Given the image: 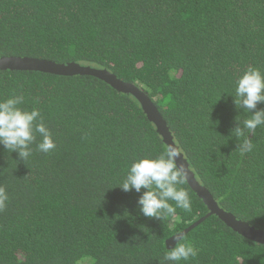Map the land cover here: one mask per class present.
I'll return each mask as SVG.
<instances>
[{
    "label": "trees",
    "instance_id": "1",
    "mask_svg": "<svg viewBox=\"0 0 264 264\" xmlns=\"http://www.w3.org/2000/svg\"><path fill=\"white\" fill-rule=\"evenodd\" d=\"M106 69L137 85L167 122L197 180L225 211L264 230V126L237 149L236 80L264 71V0H0V58ZM232 95V96H231ZM38 108L56 148L30 157L0 145V264H160L167 241L209 209L149 218L120 185L132 162L168 146L140 101L93 76L0 71V100ZM264 109V103L258 108ZM255 111V110H254ZM179 264H264V245L216 215L186 236Z\"/></svg>",
    "mask_w": 264,
    "mask_h": 264
},
{
    "label": "clouds",
    "instance_id": "2",
    "mask_svg": "<svg viewBox=\"0 0 264 264\" xmlns=\"http://www.w3.org/2000/svg\"><path fill=\"white\" fill-rule=\"evenodd\" d=\"M232 96V95H231ZM234 103L238 110L250 113V117L237 120L233 130L236 137L243 138L237 149L243 155L253 149L252 138L258 127L264 126V109L258 108L264 103V71L258 67H249L235 82ZM23 97L13 96L0 100V145L6 150L18 153L21 160H27L31 145L37 134L41 137L37 149L50 153L56 148L51 130L46 126L38 108L27 110L19 107ZM255 110V111H254ZM182 153L169 145L159 155L144 156L131 163L126 176L119 187L128 192L142 193L137 201L139 211L149 218H175L176 209L191 211V198L183 185L188 183L189 169L184 163H178ZM8 195L0 187V209L5 207ZM199 250L186 237H181L174 247L165 252L160 264H179L181 261L195 259Z\"/></svg>",
    "mask_w": 264,
    "mask_h": 264
},
{
    "label": "water",
    "instance_id": "3",
    "mask_svg": "<svg viewBox=\"0 0 264 264\" xmlns=\"http://www.w3.org/2000/svg\"><path fill=\"white\" fill-rule=\"evenodd\" d=\"M29 71V72H42L46 74H52L57 76H93L98 78L118 92L125 94H131L135 96L148 116V119L153 122L158 133L161 135L164 143L169 146L174 145L179 151V147L175 144L172 133L167 125V122L157 113L154 108V104L151 99L135 84L125 82L117 77L116 74L106 70L98 69L91 66H83L78 63H57L55 61L33 58V57H3L0 58V71ZM181 152V151H180ZM178 163H184L186 168L189 169V186L194 190L200 199L206 204L209 209V213L192 224L189 228L185 229L179 234H176L167 241L168 248H172L180 240L181 237H185L195 227L203 223L208 217L216 215L220 220L226 223L233 231L241 235L247 240L256 242L257 244L264 245V230L257 229L251 226L249 223L239 220L235 215L225 211L219 206L210 191L202 186L197 180L194 172L190 169L187 160L184 155L179 158Z\"/></svg>",
    "mask_w": 264,
    "mask_h": 264
}]
</instances>
